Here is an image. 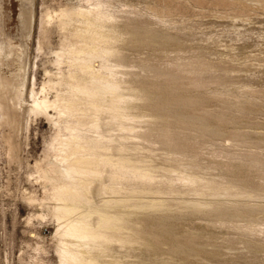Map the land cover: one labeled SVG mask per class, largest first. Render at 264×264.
<instances>
[{"label": "rangeland", "instance_id": "1", "mask_svg": "<svg viewBox=\"0 0 264 264\" xmlns=\"http://www.w3.org/2000/svg\"><path fill=\"white\" fill-rule=\"evenodd\" d=\"M0 76V264H264V0H0Z\"/></svg>", "mask_w": 264, "mask_h": 264}, {"label": "bare ground", "instance_id": "2", "mask_svg": "<svg viewBox=\"0 0 264 264\" xmlns=\"http://www.w3.org/2000/svg\"><path fill=\"white\" fill-rule=\"evenodd\" d=\"M93 58H94V56L91 54L89 56V59L91 60ZM0 82L2 84V87L4 86L2 88L3 91L0 92L1 93L0 94V115L2 118V122L5 123L6 125L14 126V124L16 122V117H17L16 115L21 110V104L23 102V95H22V92L19 90V87L17 85H15L14 83H12L11 81H7L5 78L0 76ZM94 86L97 87V91H96L97 94L108 97L109 99H111L114 102H118V101L120 102L122 100V97L120 96V94L117 93V89H115V87L113 85H111L109 83L102 84L101 82H94ZM79 91H83V92H86L89 94H94L93 93L94 91L90 87L80 86ZM31 96L34 97V91L31 92ZM36 104H35V107L33 106L30 108L31 112L35 113V111L38 110L36 108ZM38 105H40V104H38ZM36 113H38V112H36ZM12 137L10 135H7L6 138L13 145ZM69 173H71V174L81 173V174L86 175L87 172L84 169H81L79 166L78 168L75 167V169L72 168V170H70ZM77 186L75 184H73V186H71V187L74 188V190H75V189H77ZM79 189L82 190V192L84 193V195H82V196L85 197V199H87V200L89 199V202L90 201L91 202L90 203L88 202L89 204H87L86 209H83V208L78 209L77 207L76 208H69V207H65V206L59 207V210L62 212L61 213L63 216L62 218L69 219L72 213H77L81 217V216H84L83 214H85L86 212H91L94 214L97 213V215H99L102 218L105 215L103 213H101L100 211L96 210V207H95L96 204H98L100 202L104 206H110V205L122 203V200L119 198H115V199L107 198V194L112 193V192H109V189L105 186L100 185L99 187H96L94 185V183L89 181L88 179H85L84 181H82L80 183ZM124 205H125V203H124ZM148 205H149L148 207H153L155 209L161 207L160 202H153V203L151 202V204H148ZM142 206L143 205H140V204L137 205V207H142ZM76 222H77V220H76ZM74 234L78 237L79 236L87 237L90 234V232H88V230H85L84 227L75 226Z\"/></svg>", "mask_w": 264, "mask_h": 264}]
</instances>
